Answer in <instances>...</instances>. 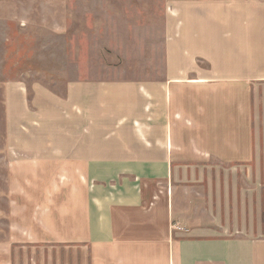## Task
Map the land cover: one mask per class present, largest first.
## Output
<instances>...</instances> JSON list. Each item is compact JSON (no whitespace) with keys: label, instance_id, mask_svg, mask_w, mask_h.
<instances>
[{"label":"crops","instance_id":"1","mask_svg":"<svg viewBox=\"0 0 264 264\" xmlns=\"http://www.w3.org/2000/svg\"><path fill=\"white\" fill-rule=\"evenodd\" d=\"M171 4L163 81L110 84L89 104L86 85L70 84L64 100L35 88L30 114L41 126L32 135L46 138L23 156L36 158L33 174L52 167L68 182L14 185L12 203L32 209L13 214L0 264H264V241L206 240L191 231L184 238L172 229L176 173L240 166L254 156L264 0ZM20 92L6 89L9 135L14 112L26 117L14 101ZM103 97L111 103L105 118Z\"/></svg>","mask_w":264,"mask_h":264},{"label":"rangeland","instance_id":"2","mask_svg":"<svg viewBox=\"0 0 264 264\" xmlns=\"http://www.w3.org/2000/svg\"><path fill=\"white\" fill-rule=\"evenodd\" d=\"M173 1L0 0V247L12 241L13 214L27 215L32 209L15 207L14 185L68 182V174L54 173L52 167L33 174L36 158L23 156L30 143L36 146L46 138L32 135L41 126L39 117L30 114L36 110L35 88L64 100L70 84L86 85L89 104L99 88L107 95L110 84L163 81L166 21ZM11 86L21 90L14 101L27 112L22 118L14 112L18 120L11 123L9 135L6 89ZM254 91L251 162L210 163L175 174L174 224L183 230L173 231L184 238H191V231L206 240L264 241V82L256 83ZM110 107L103 97V118ZM16 251L12 247V260ZM17 253L22 256L20 249Z\"/></svg>","mask_w":264,"mask_h":264},{"label":"built area","instance_id":"3","mask_svg":"<svg viewBox=\"0 0 264 264\" xmlns=\"http://www.w3.org/2000/svg\"><path fill=\"white\" fill-rule=\"evenodd\" d=\"M172 229L175 230V231H177V230L182 231L183 230L178 224H174L172 226Z\"/></svg>","mask_w":264,"mask_h":264}]
</instances>
